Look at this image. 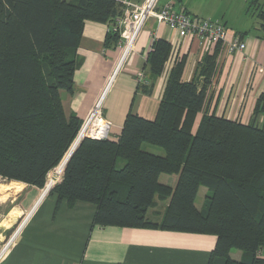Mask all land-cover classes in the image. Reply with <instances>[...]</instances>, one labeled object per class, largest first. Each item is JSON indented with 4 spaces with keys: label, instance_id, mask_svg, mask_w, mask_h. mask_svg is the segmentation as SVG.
<instances>
[{
    "label": "trees",
    "instance_id": "trees-1",
    "mask_svg": "<svg viewBox=\"0 0 264 264\" xmlns=\"http://www.w3.org/2000/svg\"><path fill=\"white\" fill-rule=\"evenodd\" d=\"M125 7L121 0H0V182L44 187L68 158L81 120L67 114L61 93L74 90L84 22L111 24ZM252 7L253 28L264 37V9L257 0ZM170 53V42L154 40L148 57L153 75L164 72ZM214 58L204 59L201 86L183 80V60L176 61L156 118L129 114L117 138L84 137L49 192L69 205L94 203L97 225L213 234L209 264H264V120L256 116L264 115V93L250 122L205 113L195 128ZM163 173L178 175L174 187L159 181ZM201 186L207 191L199 202ZM233 248L242 259L231 257Z\"/></svg>",
    "mask_w": 264,
    "mask_h": 264
},
{
    "label": "crops",
    "instance_id": "crops-1",
    "mask_svg": "<svg viewBox=\"0 0 264 264\" xmlns=\"http://www.w3.org/2000/svg\"><path fill=\"white\" fill-rule=\"evenodd\" d=\"M167 3L183 6L189 12L207 14L192 0H158L157 9ZM224 24L228 29L225 43H211L197 36H180L156 17H149L133 52L119 65L118 41L109 36L111 24L85 20L77 48L74 90L61 93L65 111L77 115L82 127L105 91L109 78L114 76L107 85L110 87L103 98L101 112L112 123L111 138H115L122 133L129 114L156 118L169 70L176 61L183 60L182 79H195L201 86L205 83V76L200 73L206 65L204 59L215 56L214 69L207 84L206 103L196 118L195 128L205 113L250 122L256 118L255 107L264 93V37L259 32L245 35L239 30L241 27L233 25L231 30L226 22ZM237 34L246 43L245 50L230 53L227 42ZM155 39H165L171 44V55L161 75H153L148 62ZM141 76L147 80L146 89L140 86ZM256 116L257 121L264 120L263 113ZM76 139L68 151L77 143ZM147 149L157 151L150 145ZM55 169L44 187L8 179L0 182V207L10 201L11 208L18 210L13 205L18 200L19 210L26 214L22 230L17 231L12 245L1 256L0 264H209L216 245L215 235L162 227L97 225L94 203L77 200L69 205L67 200H59L57 194L49 192ZM177 180L176 174L163 173L159 177L162 184L170 187H174ZM7 190L10 192L6 194ZM206 191L201 186L197 199ZM20 215L16 213L14 216ZM2 232L7 235L10 228L5 227L0 234ZM230 254L236 260L243 257L238 248H233ZM260 255L264 257V248Z\"/></svg>",
    "mask_w": 264,
    "mask_h": 264
},
{
    "label": "built area",
    "instance_id": "built-area-1",
    "mask_svg": "<svg viewBox=\"0 0 264 264\" xmlns=\"http://www.w3.org/2000/svg\"><path fill=\"white\" fill-rule=\"evenodd\" d=\"M157 1L158 0H144L142 2H134L130 0L123 1L126 4V7L122 14L115 18L109 28V31L119 34V65H122L133 52L142 28L147 19L152 16L156 17L159 21L164 22L169 29L177 31L179 35L183 37L197 36L211 43H225L227 40L228 29L225 24L211 20L210 18L195 17L184 7H177L175 3H167L157 9ZM245 47L246 43L241 40L238 34L232 41L227 42L226 46L227 51L230 53L235 52L236 50L243 51L245 50ZM143 78L144 76H141L140 80L143 81ZM101 104L100 100L99 104L94 106L89 118L82 125L78 138H111L112 123L102 115L100 109ZM118 136L114 137L117 138ZM57 181L55 180L52 185ZM16 233L17 231H15L5 243L4 248L0 253V258L12 245Z\"/></svg>",
    "mask_w": 264,
    "mask_h": 264
},
{
    "label": "rangeland",
    "instance_id": "rangeland-1",
    "mask_svg": "<svg viewBox=\"0 0 264 264\" xmlns=\"http://www.w3.org/2000/svg\"><path fill=\"white\" fill-rule=\"evenodd\" d=\"M251 1L252 0H192V2L197 5L198 9H200L201 11L207 14L201 15V14H197L195 11H191L190 13L195 17L207 18V19L211 17L213 18V19L210 18L211 20L218 21L223 24L224 22H226V24L228 25V28L231 30L233 28V25H236L237 27H241L239 30L242 31L245 35H249L251 32H257L253 28V24H254L253 22L257 19L256 10L254 7L248 10V7L250 6ZM257 1H258V5H261L264 9V0H257ZM215 17H218V19H215ZM115 70L112 75L115 74ZM112 78H114V76ZM112 78H109L107 85L112 80ZM107 85L104 89L105 91H103V93L101 94L97 102H99V100L101 99V103H102L105 93L110 87L108 86L107 88ZM64 91L65 90H63V92ZM96 105L97 104L95 103L94 106ZM100 107L102 108V104ZM63 160L64 159H62L61 161L62 166H64V162H65V160L64 161ZM62 174H63V171L61 170L59 175L56 177V181L59 180ZM7 181H10V180H7ZM11 181H15V180H11ZM17 182H20V181H17ZM5 192L7 194L10 191L7 190ZM6 194H4V196H7ZM203 197L204 195L203 193H201V196H199V202H202ZM17 203H18V200L13 205L14 207H17L18 210L11 208L12 202L10 201H8L6 206L0 207V218L2 220V225L0 226V232H1V229H4L5 227L10 228V232H8L7 235L3 234V232L2 234H0V248L2 244L5 245L7 240L10 239V237L13 235L15 231H18L19 228H20V231L22 230L24 221L26 219L25 218L26 214H23V212L19 210L20 208L17 206ZM162 208L163 206H161L160 202H158L156 204V210H161ZM16 213L21 214V215L19 217H16L14 216Z\"/></svg>",
    "mask_w": 264,
    "mask_h": 264
},
{
    "label": "water",
    "instance_id": "water-1",
    "mask_svg": "<svg viewBox=\"0 0 264 264\" xmlns=\"http://www.w3.org/2000/svg\"><path fill=\"white\" fill-rule=\"evenodd\" d=\"M83 138L84 137H81V138H78V140H77V143L72 147V150H71V152H70V154H69V156H68V158H66V160H65V162H64V166L63 167H65L66 166V164H67V162H68V160H69V158L71 157V155H72V153L75 151V149L77 148V146L79 145V143H80V141L81 140H83ZM4 180H6V178H3V179H1V181H4ZM51 189V188H50Z\"/></svg>",
    "mask_w": 264,
    "mask_h": 264
},
{
    "label": "bare ground",
    "instance_id": "bare-ground-1",
    "mask_svg": "<svg viewBox=\"0 0 264 264\" xmlns=\"http://www.w3.org/2000/svg\"><path fill=\"white\" fill-rule=\"evenodd\" d=\"M62 169H64V167H63V166H60V165H58V166L56 167V169H55V172H54V173H57V176H58V175H59V173H60V171H61ZM55 180H56V179H52V180H51L50 186H52V183H53Z\"/></svg>",
    "mask_w": 264,
    "mask_h": 264
},
{
    "label": "clouds",
    "instance_id": "clouds-1",
    "mask_svg": "<svg viewBox=\"0 0 264 264\" xmlns=\"http://www.w3.org/2000/svg\"><path fill=\"white\" fill-rule=\"evenodd\" d=\"M64 170V169H63Z\"/></svg>",
    "mask_w": 264,
    "mask_h": 264
}]
</instances>
